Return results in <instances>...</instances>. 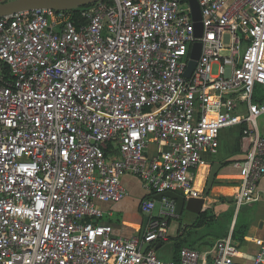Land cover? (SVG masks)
<instances>
[{"label": "built area", "instance_id": "obj_1", "mask_svg": "<svg viewBox=\"0 0 264 264\" xmlns=\"http://www.w3.org/2000/svg\"><path fill=\"white\" fill-rule=\"evenodd\" d=\"M199 3L200 38L188 0H104L77 18L54 10L0 18V264H209L189 246L178 261L157 255L179 216L173 199L144 200L149 220L129 238L99 220L102 204L127 196L125 175L149 194L201 197L195 172L225 128L241 125L250 140L236 162L234 206L259 199L264 0ZM253 243L251 264H264V235ZM238 252L231 231L210 264H239Z\"/></svg>", "mask_w": 264, "mask_h": 264}, {"label": "crops", "instance_id": "obj_2", "mask_svg": "<svg viewBox=\"0 0 264 264\" xmlns=\"http://www.w3.org/2000/svg\"><path fill=\"white\" fill-rule=\"evenodd\" d=\"M241 130V125L223 129L219 135V148L214 152H204L203 162L195 172V188L203 193L213 164L220 163L222 165L215 176L201 211L212 208V212L216 216L214 225H197L196 218L200 213L194 214L185 210L178 218L169 221L168 239L155 245L156 253L161 259L175 260L179 258V249L176 246L175 238L183 235L187 242L185 246L194 245L202 253L207 263L212 262L216 244L214 235L218 233L216 229L220 230L221 225L225 226L227 221L224 215L235 207L234 203L223 201L221 198L234 202L241 184L240 170L236 166V162L244 160L246 150L250 145V140L242 134ZM122 181L127 188V196L114 204H102L106 212L99 221L111 224L116 236L129 238L144 231L147 215L141 211L140 206L147 199L149 193L143 188L137 177L125 175ZM258 194L257 201L244 204L239 210L235 209L233 219L227 224L229 233L236 221L242 226L250 224L244 240L238 242L239 252L236 260L239 264L252 263L257 251L253 239L264 235V178L259 182ZM157 209H159V205Z\"/></svg>", "mask_w": 264, "mask_h": 264}, {"label": "water", "instance_id": "obj_3", "mask_svg": "<svg viewBox=\"0 0 264 264\" xmlns=\"http://www.w3.org/2000/svg\"><path fill=\"white\" fill-rule=\"evenodd\" d=\"M104 0H8L0 1V18L13 15L21 12H30L34 10H54V11H71L78 10L80 8L101 2ZM191 7V14L194 23V35L200 38L203 35V22L202 11L199 0H188ZM202 44L196 42L193 45L191 52V60L185 72V76L190 78L197 65V61L200 57ZM220 163L213 164L206 187L201 197H185L182 194L174 191H166L164 193H158L153 195L155 200H162L163 197H167L176 201V211L179 215H182L184 211H189L194 214L201 213L205 204V199L213 185L215 176L221 168ZM149 220V217H145L144 229ZM149 244L144 246V251L149 247Z\"/></svg>", "mask_w": 264, "mask_h": 264}, {"label": "trees", "instance_id": "obj_4", "mask_svg": "<svg viewBox=\"0 0 264 264\" xmlns=\"http://www.w3.org/2000/svg\"><path fill=\"white\" fill-rule=\"evenodd\" d=\"M80 10H71V11H68L67 13H71L72 17L74 18H77V15L79 14ZM264 97V89L262 88H257V93H256V96H255V100L256 101H261L262 98ZM153 195L154 194H149L147 199L149 198H153ZM221 200L223 201H228L230 203H234L233 201H229L228 199L226 198H221ZM235 207L234 208H231L229 210V212L224 215L225 217V220L227 221V223L225 224V226H222L221 225V228L220 230H218V233H216L214 235V240L217 241L218 239L226 236L227 234H229V228H227V224L231 222V220L233 219V215H234V212H235ZM212 208H206L203 212H201L198 216H197V221H196V224L197 225H201V224H206V225H210V226H213L214 223H215V215L214 213L212 212ZM220 227V226H219ZM250 227V224H246V225H239L238 224V221H236L233 229H232V238L237 241V242H241L244 240V237L247 235L248 233V229ZM175 243H176V246L178 247L179 251L180 249L186 245V238L183 236V235H180L178 236L177 238H175ZM189 247H192V248H195L196 247L194 245H187ZM178 259H175L174 261H178Z\"/></svg>", "mask_w": 264, "mask_h": 264}, {"label": "rangeland", "instance_id": "obj_5", "mask_svg": "<svg viewBox=\"0 0 264 264\" xmlns=\"http://www.w3.org/2000/svg\"><path fill=\"white\" fill-rule=\"evenodd\" d=\"M0 1H8V0H0ZM213 73H217V66H214ZM259 126H260L262 133H264V117L259 119ZM158 205H159V203L157 204V206ZM156 210H158V209H156ZM216 230L218 231V228Z\"/></svg>", "mask_w": 264, "mask_h": 264}]
</instances>
